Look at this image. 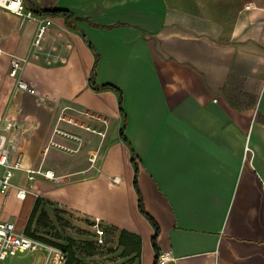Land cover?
Segmentation results:
<instances>
[{
  "label": "crops",
  "instance_id": "crops-1",
  "mask_svg": "<svg viewBox=\"0 0 264 264\" xmlns=\"http://www.w3.org/2000/svg\"><path fill=\"white\" fill-rule=\"evenodd\" d=\"M232 2L244 6L225 27L195 0H24L29 17L0 5V125L15 124L26 167L55 176L16 173L25 197L14 187L0 197V219L24 231L39 196L32 222L43 211L63 221L57 241L79 260L63 264H157L134 152L167 264H264V0ZM49 9L71 12L78 29ZM81 31L99 54L95 83L121 91L124 114L115 90L90 87L95 57ZM11 56L33 92L8 75Z\"/></svg>",
  "mask_w": 264,
  "mask_h": 264
},
{
  "label": "built area",
  "instance_id": "built-area-1",
  "mask_svg": "<svg viewBox=\"0 0 264 264\" xmlns=\"http://www.w3.org/2000/svg\"><path fill=\"white\" fill-rule=\"evenodd\" d=\"M0 5L17 15L26 17L32 15L31 11L25 9L24 0H0ZM50 21V19H46L39 22L34 43H38ZM1 52L2 48L0 46V54ZM20 68L21 60L16 56H11L8 75L15 79V85L18 88L33 92L34 89L18 77ZM14 126L15 124L12 121H7L5 124L0 125V197H5L9 190L14 187L16 197L22 199L25 197L26 187L19 186L14 181L16 173L24 171L28 180L33 179L36 174L42 175L47 179H55V176L50 170H44L39 167H26L21 157L14 154L15 140L8 135V130ZM91 224L94 227L97 242L100 244L104 243L105 228L100 217H93ZM42 249H44L42 264L64 263L66 254L61 248L48 244L35 236L25 234L23 230L16 227L12 220L0 219V264H3L10 257L27 252H38ZM167 258V256L159 254L156 262L157 264H167Z\"/></svg>",
  "mask_w": 264,
  "mask_h": 264
},
{
  "label": "trees",
  "instance_id": "trees-1",
  "mask_svg": "<svg viewBox=\"0 0 264 264\" xmlns=\"http://www.w3.org/2000/svg\"><path fill=\"white\" fill-rule=\"evenodd\" d=\"M42 12H45V13L46 12L58 13V14L64 15L65 18H66L67 25L69 27H71V28L78 29L76 24L73 22L72 13L67 11V10H64V9H49L47 11H42ZM81 33H82V36H83V39H84L85 43L90 47V49L92 50V52L94 54V57H95L91 72H90L89 77H88V82H89L90 87L93 88V89H96V90L104 89V88H111V89L115 90L117 92V94H118L119 108H120L121 112L124 114V112L122 110V94H121V91L119 89H117L115 86H112L110 84L97 85L95 83L96 64H97L98 59H99V54L96 51V49L94 48V46L92 45V43L89 41V39L86 37L85 33L83 31H81ZM122 132H123V126L121 127V134H122ZM135 157H136V154L134 152H132L131 162L133 163L134 168H135L133 182H134V186H135V188H136V190L138 192V207H139V210L146 216V218L150 221V223L154 227V233L152 235V245H153V248L156 251V256H157V254H158L157 236H158V233H159V225L153 219V217H151L144 209L142 196H141L140 190L138 188V184H137V170H138V167H137V164L135 162ZM40 201H41V197L38 196L36 198V200H35V203H34V206H33L32 210H31V213H30V216L28 218L27 224H26V226L24 228V232L27 235L34 236L30 232V227H31L32 220H33V218L35 216V213L37 211V208L39 206ZM35 237L39 238L40 240H42V241H44L46 243L55 245V246L61 248L65 253H67L66 254L67 259L65 261L66 263L67 262H72V261H75L76 263L79 262L78 258L75 257L74 252H73V250L71 248L70 240H69V243L63 244V243H60L58 241H52V240H50L48 238H45V237H40V236H35Z\"/></svg>",
  "mask_w": 264,
  "mask_h": 264
},
{
  "label": "rangeland",
  "instance_id": "rangeland-1",
  "mask_svg": "<svg viewBox=\"0 0 264 264\" xmlns=\"http://www.w3.org/2000/svg\"><path fill=\"white\" fill-rule=\"evenodd\" d=\"M195 1L197 2V6L199 8L205 10L207 20L212 22L214 18H217L223 27L228 24L229 20L233 17L236 11L244 6L234 3L232 0ZM7 207L8 206H6V204L2 207L0 206V218L6 217L7 210L9 209H6ZM57 222L53 224L52 221L48 219L44 211L40 212L36 216L35 223H31L30 232L34 236L45 237L52 241H57V238L61 237L60 232L63 231L62 224H64L63 221H60V223Z\"/></svg>",
  "mask_w": 264,
  "mask_h": 264
}]
</instances>
